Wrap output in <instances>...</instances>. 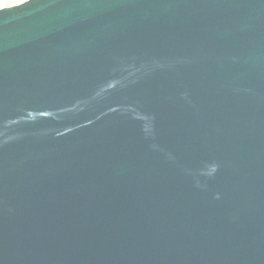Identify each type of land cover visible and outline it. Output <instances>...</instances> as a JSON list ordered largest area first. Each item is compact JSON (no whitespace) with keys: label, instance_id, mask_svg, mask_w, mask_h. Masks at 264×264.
Returning a JSON list of instances; mask_svg holds the SVG:
<instances>
[{"label":"water","instance_id":"1","mask_svg":"<svg viewBox=\"0 0 264 264\" xmlns=\"http://www.w3.org/2000/svg\"><path fill=\"white\" fill-rule=\"evenodd\" d=\"M0 264H264V0L0 8Z\"/></svg>","mask_w":264,"mask_h":264},{"label":"rangeland","instance_id":"2","mask_svg":"<svg viewBox=\"0 0 264 264\" xmlns=\"http://www.w3.org/2000/svg\"><path fill=\"white\" fill-rule=\"evenodd\" d=\"M24 0H0V8L19 4Z\"/></svg>","mask_w":264,"mask_h":264}]
</instances>
